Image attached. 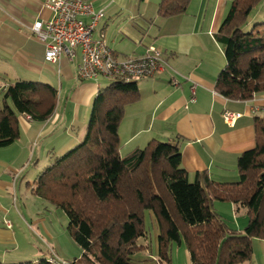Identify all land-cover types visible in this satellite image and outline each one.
<instances>
[{
	"label": "trees",
	"instance_id": "obj_1",
	"mask_svg": "<svg viewBox=\"0 0 264 264\" xmlns=\"http://www.w3.org/2000/svg\"><path fill=\"white\" fill-rule=\"evenodd\" d=\"M191 0H159L158 14H184ZM260 0H233L216 37L226 65L216 89L231 99H252L264 91V22L243 31ZM58 90L48 83L18 80L4 91L0 147L20 136L19 114L45 121L54 112ZM140 97L136 79L116 77L94 99L83 140L56 157L36 177L32 190L63 208L69 232L83 249L73 264H135L134 253L148 237L147 211L154 214L159 256L185 238L192 264H239L252 257L253 239H264V115L254 118L255 145L238 159L239 180L216 182L206 173L195 181L182 165L178 142L151 139L121 154L119 128L128 105ZM12 103V104H11ZM212 198L247 209L244 231L231 228L210 204ZM0 264H54L39 261Z\"/></svg>",
	"mask_w": 264,
	"mask_h": 264
},
{
	"label": "crops",
	"instance_id": "obj_2",
	"mask_svg": "<svg viewBox=\"0 0 264 264\" xmlns=\"http://www.w3.org/2000/svg\"><path fill=\"white\" fill-rule=\"evenodd\" d=\"M89 1L96 9L105 10L94 37L103 32L117 57L142 55L149 45L163 52L160 71L136 79L140 97L126 107L120 124V128L127 124L134 130L125 142L147 133L130 150L146 145L153 138L178 142L182 165L192 181L198 173H206L216 182H235L239 176V156L255 145L254 118L264 115V91L252 99L238 100L216 89L218 75L226 65L224 49L216 34L233 0H191L186 13L166 18L158 14V8L152 10L145 5L151 0H139L137 4L133 0ZM44 3L45 0H0V109L5 89L18 80L48 83L58 90L55 110L47 120L19 114L20 136L9 146L17 148L20 163L18 155L4 157L6 153L1 148L9 146L0 147V261L7 263L36 261L43 252L35 238L33 243L30 238L22 242L14 230L15 224L9 226L10 220L2 216L9 209L4 201L12 186L11 177L24 171L26 161L31 160L35 151L30 150L23 160L21 154L35 144L40 146L44 139L58 141L57 136H61L66 139V146L81 139L92 100L100 89L99 79L79 77L81 56L78 61L75 59L79 49L74 58L63 54L56 62L45 59L46 45L31 29L36 19L51 17ZM107 33L113 37L107 38ZM225 111L240 116L229 123L224 119ZM81 118L85 126H78V132L74 133ZM229 208L233 212L240 209L231 202ZM238 219L234 229L242 231L248 222L239 223ZM252 247V257L239 264H264V239H253ZM46 254L47 258L57 255L50 242Z\"/></svg>",
	"mask_w": 264,
	"mask_h": 264
},
{
	"label": "rangeland",
	"instance_id": "obj_3",
	"mask_svg": "<svg viewBox=\"0 0 264 264\" xmlns=\"http://www.w3.org/2000/svg\"><path fill=\"white\" fill-rule=\"evenodd\" d=\"M136 4L139 3V0H133ZM132 1V2H133ZM157 2V3H156ZM96 3V2H95ZM156 3V4H155ZM98 4V3H96ZM155 4V8H154ZM148 7H151L152 10L158 8V1L151 0L150 3L145 4ZM121 20V19H116ZM264 22V0L255 6V8L250 13L246 24L243 27V31L249 33L254 28L256 23ZM140 31V30H138ZM95 36L97 35V29L95 31ZM119 34V33H118ZM117 34V35H118ZM113 37V34L108 35L107 38ZM79 49V48H78ZM81 52L79 49V54L75 58L76 61L80 59ZM140 78V77H139ZM100 82L99 88H104L110 84L111 79H105L103 77L98 78ZM138 79V78H136ZM96 97V96H95ZM92 100V104L94 99ZM92 109L89 112L87 123L90 120ZM83 124V125H82ZM86 124V123H85ZM80 125L83 127L84 119L81 118L80 122L77 123L74 133H77ZM79 126V127H78ZM120 138L122 142H125L126 137L132 136L134 130L128 128L127 124H122L119 128ZM86 132V126L84 129V134L81 139L73 141L71 145H64L66 139L61 136H57L58 141L55 139L47 140L44 139L41 141V145L36 147V144L28 149H24V152L21 154L22 160L26 158L28 152H32V149L35 151L34 156L31 157V160L26 161L27 165L24 168V171L20 172L15 178L11 177L12 186L9 187V195L4 203L8 206L7 212H2V216H5L6 219L12 221L11 223L15 224L14 230L19 234V238L22 242L27 241L29 238L32 239L33 243L34 238L38 241V248L42 249V257H38L36 261L47 258L46 249L47 243L50 242L52 246H55L57 250V257L62 260L67 261L68 264H73L77 259L79 260L82 257L83 249L80 245L73 239L72 235L69 232V218L67 213L63 208L57 206L50 200L37 195L33 190L34 182L36 177L46 168V166L52 162L56 157L63 155L70 149L77 146L82 140ZM147 133H142L132 137V140L125 142V148L121 149V154L125 155L130 148L140 140L143 135ZM124 140V141H123ZM164 142V141H163ZM54 146V147H53ZM145 146V145H142ZM14 146H9L4 149L5 158H11L18 155V162L20 163L21 159L19 157L20 153L17 152V148ZM43 151V152H42ZM1 156V155H0ZM30 158V157H29ZM239 180V176L235 181ZM210 197V204L214 207L216 211L221 213L224 221L232 228H235V222L237 218L239 223L248 222L247 209L240 207L239 210L233 212L230 208V202H223L216 199H213L210 191L207 192ZM223 204V205H222ZM240 211V212H238ZM247 220V221H245ZM7 221V220H6ZM146 228L148 232V237L140 238L139 243L143 245V248H139L133 255V261L135 264H168V260H163L159 256V234L160 229L155 220V216L150 211H147L145 217ZM245 226V225H244ZM244 226L240 229L244 231ZM47 230L49 232H47ZM38 234V235H37ZM32 235V237H31ZM42 236V237H40ZM49 236H54L52 239ZM170 264H190V252L187 248L185 238L182 237L181 243H174L170 246ZM26 251H30V248H27ZM39 251V250H38ZM36 253V251H35ZM39 253V252H38ZM53 256V255H52ZM50 256V257H52Z\"/></svg>",
	"mask_w": 264,
	"mask_h": 264
},
{
	"label": "built area",
	"instance_id": "obj_4",
	"mask_svg": "<svg viewBox=\"0 0 264 264\" xmlns=\"http://www.w3.org/2000/svg\"><path fill=\"white\" fill-rule=\"evenodd\" d=\"M44 5L51 11V17L36 19L31 29L45 43L47 61H59L63 54L74 58L79 48L81 63L78 75L83 80L151 77L162 68L163 52L155 45H149L142 55L119 58L107 44L103 32L99 37H94L96 27L105 16V10L96 9L91 1L45 0ZM239 116L236 112H224V119L229 123ZM49 261L68 264L57 255L50 257Z\"/></svg>",
	"mask_w": 264,
	"mask_h": 264
}]
</instances>
